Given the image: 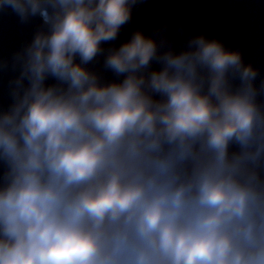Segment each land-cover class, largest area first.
Here are the masks:
<instances>
[{"label": "clouds", "instance_id": "obj_1", "mask_svg": "<svg viewBox=\"0 0 264 264\" xmlns=\"http://www.w3.org/2000/svg\"><path fill=\"white\" fill-rule=\"evenodd\" d=\"M146 2L0 0V264H264V75Z\"/></svg>", "mask_w": 264, "mask_h": 264}, {"label": "water", "instance_id": "obj_2", "mask_svg": "<svg viewBox=\"0 0 264 264\" xmlns=\"http://www.w3.org/2000/svg\"><path fill=\"white\" fill-rule=\"evenodd\" d=\"M38 22L21 25L10 9L0 13V56L8 57L22 42L30 40ZM163 23L170 29L183 24L193 34L203 33L221 40L230 49H239L245 63H251L264 75V0H147L134 11L133 22L116 44L127 40L134 29L149 34L151 28ZM171 34L175 36L174 32ZM0 102L8 103L3 85Z\"/></svg>", "mask_w": 264, "mask_h": 264}]
</instances>
